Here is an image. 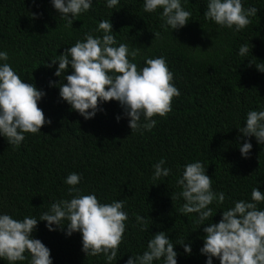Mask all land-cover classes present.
<instances>
[{"label": "trees", "instance_id": "obj_1", "mask_svg": "<svg viewBox=\"0 0 264 264\" xmlns=\"http://www.w3.org/2000/svg\"><path fill=\"white\" fill-rule=\"evenodd\" d=\"M144 2L119 0L110 9L107 0H92V8L68 27L51 0H0V51L8 53L7 63L22 80L45 92L39 107L51 120L40 133L25 134L18 147L0 135V214L39 219L52 203L72 198L65 180L76 173L81 194H95L102 203L124 201L126 231L111 264H126L129 257L142 255L160 231L174 244L177 264H206L200 249L203 228L210 221L200 226L198 214L181 213L185 201L177 179L186 164L204 165L213 192L226 197L223 204L209 205L212 223L236 201L251 202L253 187L264 193V144L239 132L249 111H264V72L256 68L264 63V0H242L245 9L258 11L240 31L206 20L208 0H181L192 15L179 30L165 25L162 9L145 12ZM101 20L112 23L116 46L141 48L133 61L139 69L146 66V58L163 56L173 73L180 96L166 118H153L157 124L151 131L132 133L130 118L117 101L103 103L102 110L86 120L60 97L58 86H50L61 79L54 74L58 63H45L84 41L86 33L102 38L103 32L96 31ZM243 45L249 47L245 56L239 55ZM72 71L69 65L64 75ZM246 140L252 149L244 158L240 145ZM161 159L170 174L153 180ZM257 207L264 210V203ZM137 216L145 218L146 231H141L145 225L137 223ZM46 224L38 221L33 236L50 249L53 264H108L103 254L86 257L81 233L49 231ZM182 242L191 244V254L185 253ZM0 264L9 262L0 258ZM15 264H30V256ZM154 264H164L163 259ZM213 264L220 262L213 257Z\"/></svg>", "mask_w": 264, "mask_h": 264}, {"label": "clouds", "instance_id": "obj_2", "mask_svg": "<svg viewBox=\"0 0 264 264\" xmlns=\"http://www.w3.org/2000/svg\"><path fill=\"white\" fill-rule=\"evenodd\" d=\"M51 3L59 16L67 20L68 27H72L79 15L92 8V0H51ZM118 3L119 0H107V7L114 8ZM158 9H162L161 16L171 30L186 26L192 15L182 7L181 0H145V12L153 13ZM257 11L256 7L245 9L242 0H208L204 17L221 27L240 31L251 23L249 17L256 16ZM96 31L103 32L102 38L86 33L84 41H77L58 55V59L45 63L46 67L58 63L54 74L61 79L55 85L50 82V86H58L60 97L86 120L102 110L100 106L103 103L117 101L130 118L128 126L132 133L141 129L151 131L157 124L153 118H166L172 111L173 100L180 96L166 59L163 56L146 58V66L139 69L133 61L141 48L130 49L124 43L116 46L113 25L109 20H101ZM158 36L159 33H155V39ZM248 53V45L240 47L239 55ZM8 60V53L0 51V61H4L0 64V135L10 145L18 147L25 140V134L40 133L51 120L39 107L45 92L34 83L22 80L7 63ZM69 65L72 74L64 75ZM256 68L264 72V63H259ZM142 117L144 123H141ZM245 124L239 132L244 137L254 136L258 143L264 144V111H249ZM251 149L252 144L247 140L240 145L244 158L248 157ZM164 164L165 160L161 159L155 165L153 180L170 174V169L162 167ZM80 179L76 173L69 174L65 183L71 186L68 195L72 198L52 203L39 219L24 217L17 220L9 214H0V258L15 264L30 256V264H53L50 249L33 236L38 221H46L49 231L66 229L69 236L74 232L81 233L82 251L86 257L103 254L108 264L116 260L128 220L123 210L124 201L102 203L95 194H81L76 187ZM212 183V178L199 161L186 164L182 177L177 179V184L182 187L179 195L185 201L181 213L185 216L198 214L200 226L210 221L203 228L205 236L200 249L201 254L207 256L206 264H213V257L220 264H264V210L257 207L264 203V193L253 187L251 202L236 201L234 207L222 211L219 222L212 223L214 215L209 205L214 201L223 204L226 199L223 192H213ZM173 198L171 195L172 201ZM136 220L138 224L145 225L141 231H146L145 218L137 216ZM64 221L67 223L63 224ZM53 225L57 227L53 228ZM179 244L185 253L191 254L190 243ZM161 259L164 264H177L174 244L164 231L153 234L147 250L142 255L129 257L126 264H154Z\"/></svg>", "mask_w": 264, "mask_h": 264}]
</instances>
